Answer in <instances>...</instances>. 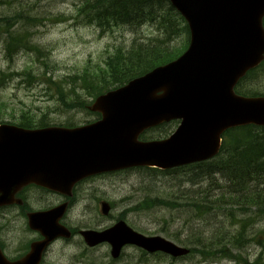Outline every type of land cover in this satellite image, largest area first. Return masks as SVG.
I'll use <instances>...</instances> for the list:
<instances>
[{
  "label": "water",
  "instance_id": "95a60500",
  "mask_svg": "<svg viewBox=\"0 0 264 264\" xmlns=\"http://www.w3.org/2000/svg\"><path fill=\"white\" fill-rule=\"evenodd\" d=\"M169 1L188 25L187 50L97 97L89 110L101 115L98 123L72 129L0 126V171H20L12 173L17 185L66 191L101 172L135 167L166 171L205 162L219 153L227 130L264 127V97L234 92L237 82L264 60V0ZM173 120L179 126L168 138L139 141L146 130ZM62 209L31 219V226L45 237L37 246L68 237L49 221L51 215L60 218ZM38 220L43 225L38 226ZM82 235L90 245L108 242L116 250L133 245L173 258L189 254L184 247L158 236L145 237L123 223L103 238Z\"/></svg>",
  "mask_w": 264,
  "mask_h": 264
},
{
  "label": "rangeland",
  "instance_id": "374dc122",
  "mask_svg": "<svg viewBox=\"0 0 264 264\" xmlns=\"http://www.w3.org/2000/svg\"><path fill=\"white\" fill-rule=\"evenodd\" d=\"M78 4L79 0H0V21L4 17L9 20L7 23L0 22V123H16L15 119L22 114L32 115L34 121L43 120L49 125L77 126L93 120L94 116L84 111L66 112V106L59 101L57 86L67 83L70 76L79 74L85 67L100 64L115 49H128L134 41L147 42L156 36L149 24L100 28L95 23L81 21L76 17ZM20 13L35 19V22L15 20L14 16ZM25 30L28 34H23ZM7 32L16 37L29 35L30 42L44 50L41 51L43 59L34 52L15 50L11 46V51L14 49L15 53L9 57V52L5 51L9 46V42L5 45ZM23 35L21 37L25 38ZM25 71L29 73L24 74ZM239 89L241 93L264 95V65L256 70V81L253 73ZM84 100L86 103L92 101L87 97ZM177 124L171 122L149 130L142 134V139L165 138ZM204 169H194L193 166L170 172L135 169L94 179L89 185L96 190L95 198L107 199L114 204L111 218L105 220L99 213L96 214L93 210L95 203L86 198L84 201V197L80 196L69 221L76 225L74 227H92L90 231L101 232L108 229L112 222L120 221H116L117 218L128 209L131 211L123 222L146 237L161 236L177 245H184L187 240L193 242L200 235L223 237L229 231L218 228V222L222 220L227 228L230 223L228 218L220 216L222 214H198L196 209L187 206L191 202L188 198L196 201L202 195L211 201L224 184L220 175L210 178ZM155 200L172 205L156 204L155 207V203L150 204ZM249 234L255 236L247 238L249 243L244 249L227 248L229 258L205 259L194 253L175 264H244V260L254 264L255 259L256 264H264V248L257 243L259 241L264 245V217L256 215V223ZM96 246L109 245L102 243ZM186 246L198 247L192 244ZM126 253L134 254L130 250ZM155 261L168 264L166 259Z\"/></svg>",
  "mask_w": 264,
  "mask_h": 264
},
{
  "label": "trees",
  "instance_id": "16d2710c",
  "mask_svg": "<svg viewBox=\"0 0 264 264\" xmlns=\"http://www.w3.org/2000/svg\"><path fill=\"white\" fill-rule=\"evenodd\" d=\"M76 13L81 21L95 23L100 28L149 24L156 36L147 42L134 41L128 49H115L100 64L85 67L79 74L70 76L67 83L57 86L59 101L66 106V112L84 111V97L94 99L121 87L153 68L176 59L187 48V25L168 0H79ZM14 19L35 22V19L22 13L16 14ZM1 20L3 23L9 21L5 17ZM25 33L28 34L26 30ZM22 35L16 37L11 32L5 33V45L9 42L5 51L9 52V57L16 49L38 55L43 53L41 47L30 42L29 35H23L25 38ZM10 46L15 50L11 51ZM242 94L256 96L254 93ZM15 122L12 124L23 129L49 125L43 120L34 121V117L27 114H22ZM192 166L194 169L205 167L203 171L210 178L220 175L224 184L211 201L202 195L196 201L188 198L191 202L187 206L196 209L198 214H222L220 216L228 218L230 223L225 228L220 220L218 228L229 232L223 237L200 235L193 242L187 240L183 244L198 246L192 252L205 259L229 258L227 248L244 249L249 243L247 238L255 236L250 235L249 231L256 223V215L264 217V127L244 126L226 131L219 154L210 161ZM151 203H155V207L156 204L165 207L172 205L162 200ZM257 243L264 248L262 243ZM243 263L248 264L246 260Z\"/></svg>",
  "mask_w": 264,
  "mask_h": 264
},
{
  "label": "flooded vegetation",
  "instance_id": "af4514ba",
  "mask_svg": "<svg viewBox=\"0 0 264 264\" xmlns=\"http://www.w3.org/2000/svg\"><path fill=\"white\" fill-rule=\"evenodd\" d=\"M254 78L256 81V72ZM96 116L98 115L95 114ZM89 123L90 121H85L77 126ZM135 169L120 170V172ZM114 173L116 172L109 174ZM105 175H91L79 180L74 184L71 196L54 193L34 184L18 186L15 177L10 181H0V198L2 199L0 201V264H162L155 261L162 258H165L168 264H175L180 260L159 253L150 255L133 246L123 247L118 252V257L113 259L111 247H89L82 237L79 238L80 233L92 230V227H74L76 225L69 221L80 196L84 197V201L86 198L89 202L95 203L94 212L99 213L105 220H109L115 210L114 204L107 199H96V190L89 185L90 181ZM62 208L65 211L58 220V225L62 229H67L70 237L57 236L49 242V245L37 246L44 242L45 237L42 235V230L31 226V215L49 213L54 210H57L59 214ZM104 210L107 212L105 213ZM130 211L126 209L116 221H123ZM112 225L114 222L109 224V227ZM93 232L100 233L97 230ZM65 244L71 245L65 246ZM127 250L133 251L134 254H127Z\"/></svg>",
  "mask_w": 264,
  "mask_h": 264
},
{
  "label": "bare ground",
  "instance_id": "6f19581e",
  "mask_svg": "<svg viewBox=\"0 0 264 264\" xmlns=\"http://www.w3.org/2000/svg\"><path fill=\"white\" fill-rule=\"evenodd\" d=\"M100 96H101V95H100ZM98 97H99V96H98ZM88 115H90V114H88ZM91 116H94V119L91 120V121L89 120L90 123L84 125V127H85V126H89V125H93V124L98 123V122L101 121V117H99V116H96V117H95V115H91ZM3 125H7V124L4 123V122L0 123V126H3ZM14 126H15V125H14ZM178 126H179V124H177L176 128L173 130V132H172L171 134H173V133L176 131V129L178 128ZM16 127H18V126H16ZM55 127H59V126L55 125ZM18 128H20V127H18ZM21 129H23V128H21ZM24 130H31V129H24ZM13 172L16 173V174H19V173H17V172H20V171H15V170L11 171V170H7V169H4V170L0 171V181H3V180H8V181H10V180H12L13 177H14L13 174H12ZM109 173H110V172H101V173H99V174H97V175H104V174L109 175ZM16 178H17V177H16ZM16 178H15V179H16ZM83 179H85V178H83ZM83 179H81V180H83ZM73 188H74V185L71 186L70 190H66V191L51 190V191L54 192V193L61 194V195L71 196V195H72V190H73ZM64 211H65V210H64V208H63V209H62V213H61V215L64 214ZM44 214H46V213H44ZM38 215H43V214H33V215H31L30 218L36 217V216H38ZM60 218H61V217H60ZM60 218L56 217L55 215H51L49 221H50L51 224L55 225V226H56V227H57L62 233L67 234L68 237H70V235H69L70 232H69L68 230H66V231L62 230V228L58 225V220H59ZM120 223H123L125 227H127L128 229H130V228L126 225V223H124L123 221H118L117 223H115L114 225H112V226L109 227L108 229H106V230H104V231H101L100 233H99V232L88 231V230H85L84 232L94 233V234L99 235V236H101V237L103 238L104 235H105L106 233H110L111 230H112L113 228L117 227ZM36 224H38V226L43 225V221L38 220V222H37ZM130 230H132V229H130ZM132 231H133V230H132ZM80 236H81L82 239L84 240L85 244H86L87 246H89V247H92V246H95V245H98V244H102V243H106V244H108V245L111 247V257H112L113 259H116V258L118 257V256H117V255H118V252L122 249V248H120L119 250H116V249L113 248L108 242H100V243H97V244H94V245H90V244L86 241V239H85V237L82 235V233H80ZM47 245H49V243H44V244L41 245V247H42V246L44 247V246H47ZM68 245H71V244H68ZM162 259H165V258H162ZM180 259H186V258H185V256H183V257H181Z\"/></svg>",
  "mask_w": 264,
  "mask_h": 264
}]
</instances>
